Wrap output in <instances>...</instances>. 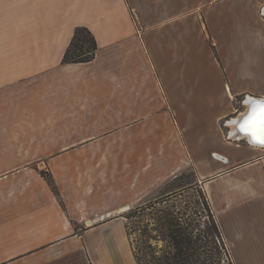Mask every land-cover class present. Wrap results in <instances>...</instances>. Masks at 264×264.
<instances>
[{"label": "crops", "instance_id": "crops-1", "mask_svg": "<svg viewBox=\"0 0 264 264\" xmlns=\"http://www.w3.org/2000/svg\"><path fill=\"white\" fill-rule=\"evenodd\" d=\"M97 3L0 0V264H137L122 215L188 169L264 264V0ZM79 27L95 58L64 64Z\"/></svg>", "mask_w": 264, "mask_h": 264}, {"label": "trees", "instance_id": "trees-1", "mask_svg": "<svg viewBox=\"0 0 264 264\" xmlns=\"http://www.w3.org/2000/svg\"><path fill=\"white\" fill-rule=\"evenodd\" d=\"M97 49L98 45L91 31L86 27H79L65 53L63 63L90 62L95 58ZM191 171L195 175V189L207 214H177L175 205H172L169 212L153 214L152 210L169 201L170 196H182L185 188L192 187L181 185L169 196L138 206L122 215L126 220V231L137 264H234L208 196L199 183L196 171ZM191 171H183L173 179L171 185L186 181ZM43 175L48 178L45 172ZM51 186L58 193L52 181Z\"/></svg>", "mask_w": 264, "mask_h": 264}, {"label": "rangeland", "instance_id": "rangeland-1", "mask_svg": "<svg viewBox=\"0 0 264 264\" xmlns=\"http://www.w3.org/2000/svg\"><path fill=\"white\" fill-rule=\"evenodd\" d=\"M113 1L114 0H93V3L99 2L95 4L97 7L100 6V2L110 6L112 5ZM189 170L191 171V169H188V171ZM194 181H195V175L191 171L186 181L179 183L178 185H173V186L171 185L170 187H168L167 190L172 191L179 189L181 185H187L188 187L192 186L189 188H185V190L182 192V196H178L177 198L170 196L169 201L163 203L162 205H159L156 209L152 210L153 214H161L162 212H169L172 205H175L177 207L176 210L177 214H207L204 212V208L201 204L202 201L200 202L198 192L195 189L197 188V186L193 183Z\"/></svg>", "mask_w": 264, "mask_h": 264}, {"label": "snow or ice", "instance_id": "snow-or-ice-1", "mask_svg": "<svg viewBox=\"0 0 264 264\" xmlns=\"http://www.w3.org/2000/svg\"><path fill=\"white\" fill-rule=\"evenodd\" d=\"M240 129L252 135L256 142L264 144V102L251 108V111L243 117Z\"/></svg>", "mask_w": 264, "mask_h": 264}]
</instances>
